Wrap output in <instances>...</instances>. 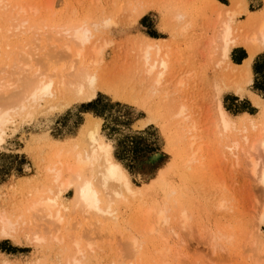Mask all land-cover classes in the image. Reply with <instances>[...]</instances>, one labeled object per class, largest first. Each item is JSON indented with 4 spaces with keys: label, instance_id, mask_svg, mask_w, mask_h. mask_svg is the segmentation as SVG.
I'll return each mask as SVG.
<instances>
[{
    "label": "rangeland",
    "instance_id": "rangeland-1",
    "mask_svg": "<svg viewBox=\"0 0 264 264\" xmlns=\"http://www.w3.org/2000/svg\"><path fill=\"white\" fill-rule=\"evenodd\" d=\"M245 1L247 12L235 15L233 25L237 32L249 35L254 29L248 26V19L262 16L264 0ZM5 3L9 7L0 10V27L10 35L0 48V79L6 86L0 96L8 97L18 87L16 79L21 75L16 67L24 64L25 52L31 49L32 65L42 66L39 60L45 57L40 54L50 59L54 53L51 47L58 45L52 32H27L28 25L21 27L25 21L32 26L96 23L98 29L93 32L97 44H110L105 47L103 60L92 69L111 92L98 90L91 102H73L55 110H49L51 102L42 101L30 116L11 113L0 145V211L15 220L20 209L50 186L46 168L55 160L54 144L66 139L82 144L84 127L91 117L100 120L101 141L111 146L113 161L140 193L114 200L116 220L92 215L84 219L73 205L75 186L58 197L54 187L65 216L62 225L33 223L26 216L29 224L20 230L23 243L0 238V264H30L37 257L51 260L57 255L62 260L76 255L85 264H264V223L259 224L264 214L263 193L259 187L252 188L247 174H243L242 161H236L225 147L228 135H254L242 118L258 122L263 107L256 106L253 97L264 100V50L251 60L252 76L245 78L236 70L231 72L221 56V44L215 41L219 27L228 18L226 12L236 0ZM107 18L111 24L105 26L103 19ZM154 39L161 40L168 54L169 66L160 78L156 72L150 76L145 73L140 55L144 44H152ZM18 54L24 55L19 59ZM243 54L248 57L245 48L236 47L229 60L241 65L245 57L241 62L232 58L238 60ZM60 59L51 58L50 68L44 70L48 75L55 71V79L62 75L67 81L64 75L70 58ZM238 86L243 88L242 94L235 90ZM179 108L181 115L176 114ZM219 110L233 121L230 134L218 125ZM116 144L126 145L124 154L115 149ZM117 152L119 161L114 156ZM188 159L192 160L189 164ZM153 179L156 181L151 182ZM159 211H164L169 224L150 232ZM55 230L63 236L62 242L53 240ZM33 231L44 237L43 242L31 239ZM132 240L136 246L132 247ZM73 241L78 242L82 256Z\"/></svg>",
    "mask_w": 264,
    "mask_h": 264
},
{
    "label": "bare ground",
    "instance_id": "bare-ground-1",
    "mask_svg": "<svg viewBox=\"0 0 264 264\" xmlns=\"http://www.w3.org/2000/svg\"><path fill=\"white\" fill-rule=\"evenodd\" d=\"M5 1L6 0H0V10H8L9 5L6 4ZM246 12V1L236 0L234 7L226 12L227 15H225V18L227 16L229 20L227 18L224 22H222L221 27H219V35L216 37L215 41L217 40L216 43L218 42L219 45L221 44L219 48L221 56L224 60H226L228 68L232 70L231 72L233 73V71L235 72L236 70L243 77L250 78L252 76L250 62L257 54L264 50V13H261L262 16H260V18L258 15V17L254 16L248 19V26L254 30L249 35H242L240 31L237 32V30H235L233 25V17ZM251 14L255 13L251 12ZM26 22L27 21H25L21 27L28 25L26 27L27 32L29 30L36 29L44 33L47 31L49 34L52 32L53 37L54 34L57 35L55 41L58 43V45H53L51 47L52 51L54 52L53 55H51V58L56 60L57 57H61L60 60H62L64 56L69 57L71 64L68 72L66 71L67 73H64L65 75L63 74L66 76L67 81L64 80L62 75L59 77L58 74L57 76L59 78L55 79V71H49L50 75H48V73H46L44 70L50 66L49 60L51 58L45 60L47 55L43 52H40L41 54H39L45 57L43 59L38 57V59H40L39 63L43 64H41L42 66H38L36 64L33 66L32 61L34 60V57L30 55L32 53H30L31 49H29L30 54L28 51L27 53L24 51L27 55L26 58L24 57L25 62L22 64V67H16V70L19 69L17 74L21 75L20 78L18 77V79H16V81L19 82V84L17 83L19 87H17L18 90H14L15 92H13V89L16 88L14 87L12 89V94H9L8 97L3 95L0 96L4 98L7 97L5 100H0V145L3 143L4 129L7 123H9V117L11 113H24L25 115L30 116L32 111L41 106L42 101H46L47 103L51 102L48 106L49 110L59 109L73 102H91L96 97L98 90H111L110 86L106 82L99 80L97 73L94 71L95 68L93 67L103 60L104 50L108 43H103L102 45L97 44L98 42L94 39L95 35L93 32L94 30L98 29V25L96 23L79 22L69 23L64 26H51L44 24H40V26L36 24L32 26L29 25L28 22L26 24ZM103 24L106 26L111 24V22L107 18L103 19ZM249 29L248 32H250ZM9 35L10 34L3 32L0 27V48L5 37H9ZM160 43L161 40L154 39L152 44H144L141 50L142 54H140L145 73L150 76L156 72L155 76H158V78L163 76L169 66L168 54L164 52L166 46H162ZM109 44L110 43H108V45ZM163 47L165 48L163 49ZM236 47H243L248 53V57L242 62L241 65H235L229 60L231 51ZM36 52L38 54V51ZM18 55L19 59H21V56L24 54ZM44 61H46L45 65ZM99 66H101V64ZM51 72L54 74H51ZM14 77H16V75ZM156 77L155 79H157ZM1 80L2 79H0V94L6 90V86L3 85L4 82L2 84ZM235 90H237L238 94L243 93L242 87L238 86ZM253 102L256 106L263 107V112L260 116V119L258 122H255L253 118L245 117L242 118V121L246 122V126L254 131V135L252 137L251 135L250 137L244 135L241 138L229 137L231 135H228L229 144H227L225 147L236 161H242L244 168L243 174H247L246 176H248L250 184L254 185L252 188L256 187L257 189L259 187V193H263L262 196L264 197V100L258 96H255L253 97ZM181 109L182 108H179V112L177 111L176 113L177 115L182 114ZM218 117V125L221 127L220 129L224 133L230 134L233 132V121L222 110H219ZM215 126H217V124L214 125V128ZM84 131L85 135L84 139L82 140V144L70 139H66L64 142H61V144H54L56 147L54 153L55 160L51 166L46 168L47 173L51 176L50 186H48V188H46L45 191H43L42 194L37 197V199L29 201V204L25 209L21 210L19 208V214L16 216L15 220H13L11 214L9 215L4 211H0V238L4 240L22 242V233L20 230H23L24 226L29 224L27 223V217L29 218V221L32 219L33 223H35L34 221L38 220L46 221V224L61 226L64 222L65 216L62 215L63 211L59 207L57 197L61 193L67 192L72 185L75 186L73 199L74 208L77 210V213L80 212L78 214H82V216L84 215V219H86L87 215H92L96 219L101 217L116 220L117 215L112 208L114 200H121L125 197H134L136 194L140 193L138 189L131 187L125 171L113 161L111 157V146L101 141L99 134L100 120L91 117L89 122H87L85 125ZM192 145L193 142L191 143V146ZM195 153L196 151L190 155L191 159L193 158L192 155L194 156ZM189 161L191 162L192 160L188 159L186 163ZM238 165L236 166L239 167ZM154 181H156V179H153L151 182ZM148 186L149 184L144 185V187ZM54 187H56L57 197L54 195ZM262 200H264V198ZM146 213L147 214L145 216L146 219H148L147 217L149 214H151V210L147 211ZM163 213L164 211H159L156 214V219L153 223V226H151L152 223L150 224V232L154 231L159 225L165 226L169 224L168 218L164 215L165 213ZM180 215L183 219L186 217V214L183 211ZM263 223L264 214L259 219V224ZM45 229L46 228H44V230ZM49 230L45 231L46 234H48ZM54 232L55 234L53 235V240L62 242L63 236L59 234L60 231L55 230ZM23 236L26 239L28 237V233L23 234ZM32 236L33 237L30 238L34 242H43L44 240V237L41 238L34 231ZM73 245L76 248L77 254L82 256L83 254L78 246V242L73 241ZM131 245L132 247L136 246V241L132 240ZM30 264L85 263L82 257H77L76 255L68 256L64 260L61 259L60 255H57L55 256V259L51 260L37 257Z\"/></svg>",
    "mask_w": 264,
    "mask_h": 264
},
{
    "label": "trees",
    "instance_id": "trees-1",
    "mask_svg": "<svg viewBox=\"0 0 264 264\" xmlns=\"http://www.w3.org/2000/svg\"><path fill=\"white\" fill-rule=\"evenodd\" d=\"M244 57L246 58V56H244V54H243L238 60L232 58V61H233V62H237V61H240L241 59L243 60ZM242 60H241V61H242ZM241 61H240V62H241ZM240 62H239V63H240ZM263 91H264V90H263ZM116 148H117V149L119 148V153H120V154H124V149L126 148V145H117V144H116L115 149H116ZM114 156H115V158H116L118 161L121 159V158L118 156V152H117V154H114Z\"/></svg>",
    "mask_w": 264,
    "mask_h": 264
}]
</instances>
